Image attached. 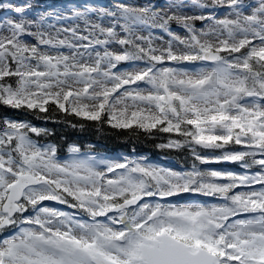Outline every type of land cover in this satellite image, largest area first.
Segmentation results:
<instances>
[{
    "label": "snow or ice",
    "instance_id": "6c2138e0",
    "mask_svg": "<svg viewBox=\"0 0 264 264\" xmlns=\"http://www.w3.org/2000/svg\"><path fill=\"white\" fill-rule=\"evenodd\" d=\"M185 7L0 0V108L168 134L192 160L62 157L0 115V264H264V0Z\"/></svg>",
    "mask_w": 264,
    "mask_h": 264
},
{
    "label": "trees",
    "instance_id": "16d2710c",
    "mask_svg": "<svg viewBox=\"0 0 264 264\" xmlns=\"http://www.w3.org/2000/svg\"><path fill=\"white\" fill-rule=\"evenodd\" d=\"M16 112L24 116H29L28 113L24 114L18 110L0 108V115L6 114L9 117L14 116ZM49 115V113L40 114L41 117ZM32 118H36V116L32 114ZM32 118L31 120H33ZM68 120H70L71 123H68L65 120L64 115L58 112L52 113L51 118L47 119L54 133L51 135V138L60 147L59 150L62 149L61 152H65L67 149L66 147H68V144L70 143H78L81 148H86V144L88 142H96L98 147L102 145V148L112 150L115 148L123 149L133 143L136 145L135 148H139V146H141L140 142H142V140L145 142L148 141L145 138H141L144 135L143 133L134 134L133 131L112 129L107 124L105 125V123L92 121L79 122V118L72 117H69ZM71 124H76L77 126L72 127ZM81 124L83 127L80 126ZM145 137L147 136L145 135ZM134 139L135 141H133Z\"/></svg>",
    "mask_w": 264,
    "mask_h": 264
},
{
    "label": "rangeland",
    "instance_id": "374dc122",
    "mask_svg": "<svg viewBox=\"0 0 264 264\" xmlns=\"http://www.w3.org/2000/svg\"><path fill=\"white\" fill-rule=\"evenodd\" d=\"M9 2H12L14 5L24 4L25 2L29 3L28 1L17 2L15 0H9V1L5 2V3H9ZM81 2H85V1H80V2H77V3H81ZM99 2H107V1H99ZM129 2L143 3L144 0H129ZM152 2L153 3H180L181 5H187V7L184 8V11L187 12L189 15H192V14H197L198 13V10L196 12H194L192 10L194 8L196 2L212 4L213 0H152ZM0 10H2V9H0ZM78 10L83 11L82 8L78 9ZM165 10H167V9H165ZM70 14L71 13H66V15H70ZM12 15H13V17L15 16L14 11H13ZM196 23H197V26H199L200 22L197 21ZM81 27H83L82 24H81ZM173 28H177V26H173ZM177 34L180 35L183 38V30L182 29L177 28ZM165 39H167V37H165ZM167 135L168 134H161L159 138L162 139V137H165ZM163 142H164V140H163ZM159 150L161 151L162 149H159ZM100 157H107L109 159H116V158H120V157H123V156H117V157L100 156ZM159 157L160 158H164L165 160L164 159H160L159 162H156L154 158H149L148 157V159L151 160L154 163L160 164L163 167H169V168H172L174 170H179V168L175 167V166H177V164H176L174 159L168 158L165 155H159ZM164 162H168V164H170V165H167V164L165 165ZM228 167H235V166L231 165V166H228ZM185 202H188V201H184L182 203H185ZM62 207L65 208L62 205H60L59 207H54V208H61L62 209ZM62 210L66 211L67 209H62ZM72 211H74V210L73 209L70 210V211L68 210V212H72Z\"/></svg>",
    "mask_w": 264,
    "mask_h": 264
}]
</instances>
